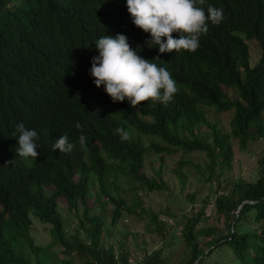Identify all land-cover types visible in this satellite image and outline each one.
I'll use <instances>...</instances> for the list:
<instances>
[{"label":"trees","instance_id":"trees-1","mask_svg":"<svg viewBox=\"0 0 264 264\" xmlns=\"http://www.w3.org/2000/svg\"><path fill=\"white\" fill-rule=\"evenodd\" d=\"M203 108L232 111L230 132ZM231 140H264V0H0V264H130L103 241V215L163 225L139 196L168 189L145 156L202 153L211 180L230 167ZM227 186L213 203L220 228L197 229L206 201L182 217L180 264H264V168ZM33 220L50 227L48 246Z\"/></svg>","mask_w":264,"mask_h":264},{"label":"rangeland","instance_id":"rangeland-1","mask_svg":"<svg viewBox=\"0 0 264 264\" xmlns=\"http://www.w3.org/2000/svg\"><path fill=\"white\" fill-rule=\"evenodd\" d=\"M249 66H254L260 56V48L256 41H248ZM210 123L214 124L222 133L230 132L232 111L217 114L209 108H203ZM207 131L205 127L200 128V137L210 140L204 136ZM233 158L229 168L216 169V176L207 180L209 172L206 168L207 161L202 153L181 154L180 152L171 156L160 157V155H146L144 172L148 177H154L155 172H161L162 179L167 186L166 191L141 193L145 205L152 215L159 214V220L163 225L155 227L153 233L147 229L151 228L150 219L147 216L139 217L137 214L124 213L115 226L110 225L108 208L105 212V231L103 241L112 244L116 248L123 245L129 253L130 264L138 263L145 254L160 251L165 264H180L184 258L185 246L182 242L180 231L182 229V217L190 216L199 211L205 205L204 219L197 225V229L221 227V222L216 219L214 212V200L217 196L227 192V183L238 181L253 182L257 178L258 171L264 168L260 164L264 155V140L247 143L241 149L236 140H231ZM26 161V157L24 156ZM179 161L187 164L180 170L182 179L175 173L173 168ZM120 192L128 200L132 196L128 194V185L119 181ZM62 202V201H61ZM60 202V203H61ZM62 204V203H61ZM67 230L76 225L77 220L71 216L64 206L59 207ZM168 216V217H166ZM49 226L33 220L30 228L31 236L36 244L46 247L51 243ZM208 240L199 237V242ZM55 249H47V253H54ZM56 253V252H55ZM59 256V260H61ZM54 261V259H52Z\"/></svg>","mask_w":264,"mask_h":264},{"label":"clouds","instance_id":"clouds-1","mask_svg":"<svg viewBox=\"0 0 264 264\" xmlns=\"http://www.w3.org/2000/svg\"><path fill=\"white\" fill-rule=\"evenodd\" d=\"M22 155L24 156V155H25V153L23 152V153H22Z\"/></svg>","mask_w":264,"mask_h":264}]
</instances>
